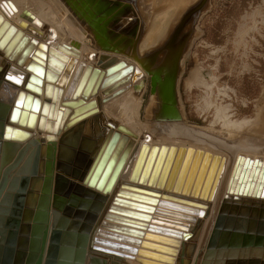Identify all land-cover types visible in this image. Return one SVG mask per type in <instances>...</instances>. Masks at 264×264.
<instances>
[{
  "label": "water",
  "instance_id": "water-1",
  "mask_svg": "<svg viewBox=\"0 0 264 264\" xmlns=\"http://www.w3.org/2000/svg\"><path fill=\"white\" fill-rule=\"evenodd\" d=\"M61 1L97 49L139 62L150 79L153 101L146 119L185 122L180 83L211 0ZM1 7L16 10L11 2H2ZM165 15L161 36L155 45L142 50L156 20ZM47 52L52 53V49L17 30L0 14V61L6 58L12 63L4 79L22 84L26 71L32 72L10 113L11 106L0 101V141L14 145L30 137L28 130L33 129L31 142L5 175L0 174V264H209V258L214 257L205 251L226 191L248 194L258 177L255 195L264 199V162L239 156L234 166L232 159L222 155L144 144L133 147L122 170L133 142L110 131L92 163L86 162L87 174L80 175V183L87 188L86 198L80 199L72 189L63 194L67 191L63 175L56 176L53 190L59 133L100 117L99 100L87 98L102 91L108 100L113 89L127 83L128 78H122L133 66L120 61L107 65L106 70L91 71L80 64L67 90L62 82L54 89L46 86L45 93L50 96L53 91L55 104L46 112L51 104L39 98L42 81L44 77L57 79L45 71L46 62L51 61ZM29 56L32 61L25 65ZM136 75L135 82L142 79L135 88L140 92L144 75L140 71ZM99 137L98 132L87 131L69 135L65 143L79 145L87 156ZM67 151L62 150L61 156ZM6 155L3 153L0 162L1 171L8 161ZM168 172L166 189L178 175L174 191H180L186 179L183 194L159 188ZM110 189L96 222L102 206L100 199H91L98 195L92 190L106 193ZM74 208L84 210L87 216L83 222L76 218L79 221L68 228L70 219L66 216ZM224 227L227 232H222ZM221 237L230 248V257L264 264V214L257 206L238 215L222 207L210 243ZM240 247L244 248L240 251ZM217 257L218 264L226 256Z\"/></svg>",
  "mask_w": 264,
  "mask_h": 264
},
{
  "label": "bare ground",
  "instance_id": "bare-ground-1",
  "mask_svg": "<svg viewBox=\"0 0 264 264\" xmlns=\"http://www.w3.org/2000/svg\"><path fill=\"white\" fill-rule=\"evenodd\" d=\"M2 2H11L16 10H11V12H9L5 7H1ZM0 14L5 21L9 22L11 25L17 28V30H20L25 35L30 36L31 39H35L38 43L46 44L48 49H52V53L47 52L48 57L51 58V61L48 60L46 62L45 71L50 73V75L53 77L54 75H56L57 79L56 81H52L51 79L44 77L42 81V94L39 96L42 102L46 101L51 104V106L46 109V112L50 111L51 107L55 105L53 102V91L50 96H47L45 93L46 86H51L54 89L62 82L64 83V90H67L80 64L84 65V70L85 68L90 67L91 71H93L94 69L101 71L106 70L107 65L116 64L120 61H124L126 63V66H133V70L122 78H128L127 83L118 86L116 89H113V91H111L108 95L111 96L108 100H104L107 95L103 94L102 91H99L98 94L93 96L91 95L87 98L92 100H99L101 110L100 117L59 133L53 174V190L56 176L63 175V180L65 182L64 185L66 186L65 189H67V191L64 190L63 194H66L69 189H72L73 192L75 191V195L80 199L86 198L87 188L84 189L82 183H80V175L87 174L89 168H87L88 163L90 161L92 163V161L95 159L94 157H96L105 137L110 131H112L113 133L118 132L120 136L125 135L130 141L133 142V145L130 148L129 155L126 158L122 170L127 163L133 147L142 146L144 144H146L148 147L157 146L158 148L165 146L167 150H169L171 147H175L176 149H179L181 147L186 149L193 148L195 151L201 150L203 153H210L211 155H222L224 157L232 159L234 166L239 156L250 158L252 160L258 159L259 161L264 162V148L259 150L256 145L257 140H254L256 136L255 133L259 132L262 123H264V120H262V123H260V120L257 119L255 121V124H253V130H258V132L254 130L255 133L253 134L255 136H236L237 138L235 140H229L227 137H222L220 135L215 136L214 124H211L210 127H194L187 125L185 122L173 123L154 121L150 119H146V121L148 122L142 123L140 119V110L142 107L144 96L148 91L150 85V79L145 73L144 69L141 67L138 61H135L130 57L104 52L97 49L93 39L72 16V14L65 7L61 0H0ZM165 21L166 15L164 19L158 18L156 20L154 30L150 32L148 38L141 46L142 50L146 49L149 46H152L153 44L155 45V42L158 40V37L161 36V33L164 30ZM22 22L25 23V26L20 25ZM78 31L84 33L91 39L95 47L94 49H96L97 51L90 48L89 41L85 40L82 35L80 36ZM71 60L74 61L72 68L70 67V65L72 64ZM31 61V57L29 56L26 60L25 65L29 64V62ZM11 64V61L6 58H3L2 61H0V101L2 103H5L6 105L11 106L9 113L14 106V102L18 92L20 90H23L25 87V80L32 75V72L26 71V76L22 84H14L12 82L6 81L4 79V73L8 71V68L11 66ZM137 71H140L144 75L143 80L145 81V85L140 92H137L135 89L136 85H140L142 81V79H139L137 82L134 81L135 77L137 76ZM65 75L68 76V79L64 81L63 77ZM152 102L153 101L150 98L148 106ZM148 106L146 110L148 109ZM146 112L147 111H145V113ZM222 113L223 112H221V115L224 114ZM225 115L224 120L227 117H225ZM227 119H230L229 116L227 117ZM245 120L241 122L226 120L222 129L227 131V135L236 133L239 131V129H243V126L248 122L247 119ZM258 122L260 124H258ZM132 123H134V126L132 125ZM262 128L264 127L262 126ZM28 131L30 132V137L22 140H17V143H15L14 145H6L4 144V142L0 141V162L3 153H6V156L8 157L6 165L4 166L2 171L0 170L1 175H5L7 168L16 160L18 154L31 142L33 138V129ZM87 131L94 134L98 132V134L100 135V139H97L94 151L90 155H87L89 159L86 160L87 156L84 154V152H82L79 145H73L70 147L65 143V141L68 139L67 137L69 135H84V133ZM189 136L191 137L189 138ZM232 144L236 146H233ZM254 144L256 146H254ZM64 149L68 150V154L66 156H61V151ZM88 160L89 162L86 165V162ZM234 166L229 176L228 184L233 174ZM260 168H262V166ZM177 176L178 175H176V179L174 180L172 186L166 189V183L169 177L168 172L163 181V184L160 185L159 188L161 190L175 192L174 190L175 183L177 182ZM159 177L157 178V181ZM185 180L186 179H184L180 191L178 190L175 193L183 194L182 189L185 184ZM258 180L259 178L256 177V179L254 180L255 186L252 187V190L248 194H244L243 192L239 194L235 191L229 193L228 191H226V196L219 210L223 207L224 211L228 210L230 213H236L238 215L241 211L253 209L257 206L259 208V211L264 214V199L258 198L255 195V187ZM157 185L158 184L156 182V186ZM112 189H110V191L106 193L103 191L98 192L96 190H92L94 193H98V195H95L91 199L93 201L100 199L99 202L102 206L100 212L96 215V222L98 221L103 211V208L112 192ZM86 214L87 212H84V210L78 211L77 208H74L72 210L70 216H66L64 214L67 218L70 219V226L68 228L74 226V221L78 219H80V222H83L84 220L81 221V219H84V216H87ZM217 214L213 221L211 233L205 251V254L209 251L211 254L210 256L214 257V259L209 258V264H217V256L221 254L222 256L226 257L221 258L218 264H248V260L242 259L241 257H230V248L224 245V238L221 237L214 243H210V237L214 231ZM224 226L226 225L224 224ZM224 231H226L225 227L223 228L222 232ZM243 248L244 247H240V251ZM252 249L253 247H250V250ZM89 251L90 248L88 249V254Z\"/></svg>",
  "mask_w": 264,
  "mask_h": 264
},
{
  "label": "rangeland",
  "instance_id": "rangeland-1",
  "mask_svg": "<svg viewBox=\"0 0 264 264\" xmlns=\"http://www.w3.org/2000/svg\"><path fill=\"white\" fill-rule=\"evenodd\" d=\"M199 29L201 35L185 61L180 83L185 123L194 127L214 124L215 136L229 140L255 136L258 130H253V124L264 120V0H211ZM78 33L97 51L89 37ZM149 100L148 89L140 110L142 123L148 122ZM224 115L230 119L224 120ZM245 119L248 122L236 133L227 135L222 129L226 120ZM263 124L254 138L259 150L264 148Z\"/></svg>",
  "mask_w": 264,
  "mask_h": 264
}]
</instances>
